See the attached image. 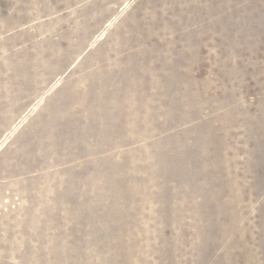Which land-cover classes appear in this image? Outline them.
Masks as SVG:
<instances>
[{"label":"rangeland","instance_id":"374dc122","mask_svg":"<svg viewBox=\"0 0 264 264\" xmlns=\"http://www.w3.org/2000/svg\"><path fill=\"white\" fill-rule=\"evenodd\" d=\"M0 264H264V0H0Z\"/></svg>","mask_w":264,"mask_h":264}]
</instances>
